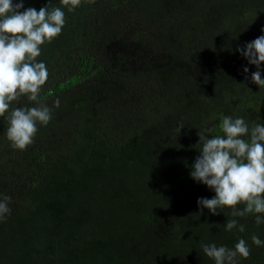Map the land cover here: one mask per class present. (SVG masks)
<instances>
[{"label":"trees","instance_id":"trees-1","mask_svg":"<svg viewBox=\"0 0 264 264\" xmlns=\"http://www.w3.org/2000/svg\"><path fill=\"white\" fill-rule=\"evenodd\" d=\"M23 5L60 7L65 25L37 57L49 73L38 96L49 123L16 150L8 113L0 117V194L11 197L0 264H215L200 245L241 238L250 255L239 264H264L251 241H264V224L249 214L238 218L244 232L225 231L232 210H201L197 199L215 193L190 176L198 131L222 135L224 116L264 126L257 68L236 51L264 35V0ZM259 70L264 79V62ZM33 106L22 96L9 111Z\"/></svg>","mask_w":264,"mask_h":264},{"label":"clouds","instance_id":"clouds-1","mask_svg":"<svg viewBox=\"0 0 264 264\" xmlns=\"http://www.w3.org/2000/svg\"><path fill=\"white\" fill-rule=\"evenodd\" d=\"M81 2L60 0L70 12ZM86 2L91 4L95 0ZM23 7V0L15 4L13 0H0V117L8 113L6 138L16 150H25L33 142L37 124L47 125L52 118V108L38 99L49 73L45 63L37 61V57L41 55V46L58 37L65 25V13L60 7L51 11L47 6L39 10L28 7L20 11ZM261 31L264 32V28ZM236 51L249 64L256 66L251 81L264 87L259 70L264 62V35L243 47L237 46ZM243 71L247 73L249 70L245 67ZM22 96L35 106L16 107L9 111L11 104ZM59 105L57 98L53 107ZM182 127L183 124L178 125L177 134ZM209 132L211 129L204 128L197 133L199 155L191 165L190 176L213 190L215 195L210 199L198 198V207L201 210L207 208L213 215L223 208H230L232 218L224 224L228 232L234 228L244 232L245 226L238 218L249 214L255 215L257 226L264 224V126L259 123L250 125L242 116H224L220 125L222 135L209 136ZM10 202V196L0 194V222L10 214ZM251 241L258 247L264 246V241L255 234ZM200 247L215 264H239L240 258L247 259L250 255V248L242 238L233 248L203 243Z\"/></svg>","mask_w":264,"mask_h":264}]
</instances>
